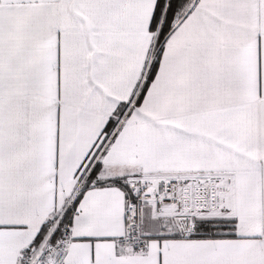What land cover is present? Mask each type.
I'll return each instance as SVG.
<instances>
[{"label":"snow or ice","instance_id":"obj_1","mask_svg":"<svg viewBox=\"0 0 264 264\" xmlns=\"http://www.w3.org/2000/svg\"><path fill=\"white\" fill-rule=\"evenodd\" d=\"M0 264H264V0H0Z\"/></svg>","mask_w":264,"mask_h":264}]
</instances>
